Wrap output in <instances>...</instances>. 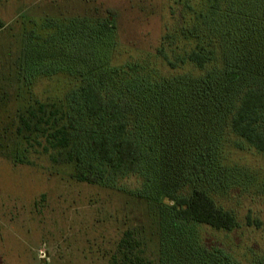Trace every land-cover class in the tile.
<instances>
[{
  "label": "trees",
  "instance_id": "trees-1",
  "mask_svg": "<svg viewBox=\"0 0 264 264\" xmlns=\"http://www.w3.org/2000/svg\"><path fill=\"white\" fill-rule=\"evenodd\" d=\"M194 2L166 25L155 56L113 69V10L98 19L26 21L11 73L20 98L18 130L29 134L24 158L28 148L54 161L53 153H64L80 182L128 191L150 209L164 202L174 223L233 232L240 227L234 213L194 185L212 178L215 145L207 129L223 117L233 136L264 155V1ZM157 59L176 74L160 78L152 65ZM56 77L75 84L57 103L28 92ZM132 177L139 186H120ZM245 223L264 232L250 212ZM110 263L154 264L132 230L122 234Z\"/></svg>",
  "mask_w": 264,
  "mask_h": 264
},
{
  "label": "rangeland",
  "instance_id": "rangeland-1",
  "mask_svg": "<svg viewBox=\"0 0 264 264\" xmlns=\"http://www.w3.org/2000/svg\"><path fill=\"white\" fill-rule=\"evenodd\" d=\"M207 1L213 0H196L201 5ZM242 1L219 0L222 6H241ZM194 3L0 0V264H111L116 244L127 230L144 240L154 264H254L264 260V232L245 223L249 212L264 223V155L233 136L224 126L226 117L207 129L215 145L209 150L212 178L201 176L194 186L206 189L218 206L234 213L240 227L233 232L174 223L164 202L150 209L128 191L80 182L64 153H53L54 161L40 149L28 148L23 157L29 134L18 130L20 98L11 73L26 21L85 15L98 19L113 10L118 47L117 55L109 59L113 69L140 56H155L166 25L183 6L193 8ZM152 61L160 78L176 74L158 59ZM70 86L66 78L56 77L40 80L28 92L51 105L75 84ZM203 137L208 144L210 138ZM121 183L122 188L132 190L140 185L135 177Z\"/></svg>",
  "mask_w": 264,
  "mask_h": 264
}]
</instances>
